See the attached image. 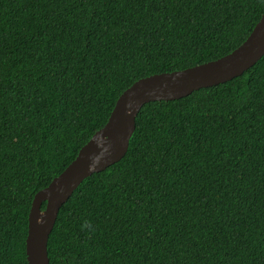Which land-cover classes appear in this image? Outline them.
<instances>
[{
	"label": "trees",
	"instance_id": "16d2710c",
	"mask_svg": "<svg viewBox=\"0 0 264 264\" xmlns=\"http://www.w3.org/2000/svg\"><path fill=\"white\" fill-rule=\"evenodd\" d=\"M145 7L141 0H0V264H28L34 193L105 124L120 93L139 78L231 52L264 0ZM187 16L210 17L215 30L184 33L183 41L165 35L163 20ZM141 41L151 44L147 57ZM128 145L60 206L49 264H264V55L225 82L145 103ZM134 173L144 179L133 181ZM122 234L139 246L130 250Z\"/></svg>",
	"mask_w": 264,
	"mask_h": 264
},
{
	"label": "water",
	"instance_id": "95a60500",
	"mask_svg": "<svg viewBox=\"0 0 264 264\" xmlns=\"http://www.w3.org/2000/svg\"><path fill=\"white\" fill-rule=\"evenodd\" d=\"M263 55L264 11L245 39L231 52L184 69L153 73L135 80L130 89L128 86L120 93L105 124L80 147L72 161L48 185L34 193L28 212L27 234L29 227L31 229L35 226L40 203L49 192L54 196L45 213V235L53 227L60 206L79 183L86 176L103 170L125 154L128 137L135 127V116L145 103L180 98L199 88L225 82L242 74ZM204 63L208 64L202 65ZM140 79L146 80L139 81ZM46 207L47 202L41 211ZM25 254L26 259L28 256L27 263L34 264L31 236L27 251L25 237ZM40 264H48V260L42 257Z\"/></svg>",
	"mask_w": 264,
	"mask_h": 264
},
{
	"label": "snow or ice",
	"instance_id": "6c2138e0",
	"mask_svg": "<svg viewBox=\"0 0 264 264\" xmlns=\"http://www.w3.org/2000/svg\"><path fill=\"white\" fill-rule=\"evenodd\" d=\"M171 2V0H141V6L143 5H147V7H145L144 11L148 12L149 8H159L162 4L165 3H169ZM177 3H180L181 5H186L187 3L191 2V0H176ZM195 2L197 4L200 3V0H195ZM205 3L207 5H210L212 7H216L219 4H224L226 3V0H205ZM149 19H151V17H149ZM131 23L135 26V27H139V22L138 21H131ZM163 23L167 25V29L165 30V35L169 36L177 41H183L185 39L184 37V33L190 32V31H197V30H207L209 28L215 30V22L212 18L210 17H204L201 16L199 19H194L192 16H187L186 18L183 19L182 22H180L179 20L176 22V24H174L171 20H163ZM183 28V32L180 31V29ZM175 30L176 35L174 37H172V30ZM125 35H127V31L125 32ZM149 40H151V37H149ZM183 46V45H182ZM151 49V44L148 42H144L141 41V44L138 46V50H143L145 53V57L148 56V52ZM193 54H195L196 49L193 48L192 49ZM177 52L179 54V49H177ZM226 57V56H225ZM184 59H187V57H184ZM149 63V60L146 58L144 61V64L141 65V68L147 66ZM130 64L132 67H135V64L130 61ZM208 63H204L202 65H205ZM201 66V65H199ZM196 66V67H199ZM196 67H191V68H196ZM190 69V68H189ZM0 71H2V49H0ZM127 74H132L131 72V68L129 69V72ZM113 75H116L115 72H113ZM141 80H146V79H140ZM136 84V83H135ZM134 85V84H133ZM132 85V86H133ZM132 86H130L128 89H130ZM127 89V90H128ZM3 108V104L2 102H0V109ZM0 127H2V121H0ZM132 135V132L130 134V136ZM129 136V137H130ZM128 137V139H129ZM128 140H127V148L126 151L128 150ZM3 143H2V137H0V160L3 159ZM125 151V152H126ZM124 156V155H123ZM130 157L134 156V153H129ZM140 164H143V161H140ZM136 165L133 164V168L135 169ZM145 173H146V169H145ZM137 179H144V173L142 174H133L132 175V180L136 181ZM0 187H2V185H0ZM46 189H49V187H47ZM45 190V189H44ZM54 194L52 192H49L48 196H46L45 198L42 199L41 203H40V207L38 209V213L39 215L36 218V223L35 226L33 228L28 229V234L26 236V251L28 249V240L29 237L31 236L32 238V256H33V261L34 264H40V261L43 258H46L48 260V264H49V254L52 251V245H53V241L50 239V234L52 233V227L50 230H47V234L45 235V213L47 212L50 200L53 199ZM2 199V198H0ZM47 202V207L45 210L41 211V204ZM142 203V199L137 200L135 203L132 204V208L136 209L137 207L140 206V204ZM149 227V224L147 222L144 223H140V228L137 229V235L143 239L145 236V233L147 232ZM157 235H159V233H157ZM166 235V232H165ZM149 239H152L153 237H148ZM72 239H74V237H72ZM120 239L128 246V248L130 250H134L135 248H137L139 246V240L133 238L131 235H129L127 238H125V236L122 234ZM28 259V256H27Z\"/></svg>",
	"mask_w": 264,
	"mask_h": 264
}]
</instances>
